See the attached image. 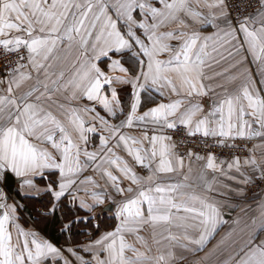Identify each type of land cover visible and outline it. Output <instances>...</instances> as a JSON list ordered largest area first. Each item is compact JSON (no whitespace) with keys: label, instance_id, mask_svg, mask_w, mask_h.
Segmentation results:
<instances>
[{"label":"snow or ice","instance_id":"6c2138e0","mask_svg":"<svg viewBox=\"0 0 264 264\" xmlns=\"http://www.w3.org/2000/svg\"><path fill=\"white\" fill-rule=\"evenodd\" d=\"M241 3L243 8L228 0H0V51L15 56L6 65L9 71L0 75V180L14 174L22 188L37 196L50 194L52 213L70 206L71 214L77 201L89 213L106 201L115 205L112 230L95 238L89 232L90 239L80 246L90 254L89 260L73 248H58L37 232L25 230L17 222V205L9 204L0 191V264L49 260L73 264L65 251L78 264H171L175 258L171 250L148 254L151 249L139 235L145 226L153 228L158 245L156 228L175 224L182 234L173 235L169 228L164 240L193 252L204 249L228 221L223 209L207 197L182 191L188 185L158 183L159 174L184 168L171 136L162 133L183 127L188 136L215 137L218 146L229 148V139H264V0ZM253 4L254 11L242 15ZM170 24L176 27L161 31ZM207 28L214 31L202 35ZM163 54L166 60L159 58ZM209 60L235 62L209 77L204 71L212 66ZM215 77L242 83L235 92L224 89L206 111L202 100L193 98L207 96L211 89L204 81ZM25 84L28 87L19 91ZM117 85L132 89L126 114ZM165 90L177 98L138 114L142 92L151 100L153 91L164 96ZM136 122L151 126L152 134L126 135L124 129ZM98 127L107 135H100L99 147L89 151V134ZM187 155L191 158L193 153ZM196 160L205 162L199 179L207 191L216 182L215 176L207 178V170L246 185L252 177L242 167L251 166L264 179V165L254 156L245 158L243 165L239 157L217 162L212 153L196 155ZM137 167L148 174H138ZM89 169L105 181L104 188L92 176H84ZM49 174H58L55 182ZM36 178L47 180L46 186L39 187ZM88 185L100 190L90 191ZM223 187L231 188L227 183ZM81 191L87 198L79 195ZM257 210L258 215L240 229L239 239L233 240L223 264H264V200ZM93 219H68L62 230L71 232L73 225ZM95 229L100 230L99 223ZM127 235L147 251L129 243ZM232 237L230 232L224 239Z\"/></svg>","mask_w":264,"mask_h":264},{"label":"crops","instance_id":"0c3cea01","mask_svg":"<svg viewBox=\"0 0 264 264\" xmlns=\"http://www.w3.org/2000/svg\"><path fill=\"white\" fill-rule=\"evenodd\" d=\"M205 11H207V10H205ZM215 11H219V10L217 9ZM175 27L176 26L174 24H170L166 28H162L161 31H171ZM193 27L195 28V27H199V26L194 25ZM213 31H214L213 29L207 28V29L202 30L201 34L202 35H211ZM170 43L175 45L178 42L177 41H170ZM211 43L212 42L209 41L210 46H211ZM213 55H215V54H213ZM159 58L166 60L168 58V56H167V54H163ZM216 58L218 59L219 57L217 56ZM235 59H239V57H236ZM234 62H235V60H222L219 64H215L212 62V60H209L208 63H210L212 66L206 67L204 69L205 75L209 76V77H213L214 73L220 72L223 69L228 68L229 65L231 63H234ZM138 70L139 69L137 68V71ZM253 71H255V69H253ZM232 74L235 75L237 73L235 70H233ZM257 79H259V78L257 77ZM28 83L30 84L31 82H28ZM204 83L206 86H208L211 89V91H209L208 95L203 97V98L194 97L193 101L195 102L196 100H202V102L205 105V109L207 111L208 105L211 103L212 99L222 97L224 94V89H227V91L229 93L235 92L236 90H238L240 84L242 83V79H237L233 82H228L224 77H215L213 79H206L204 81ZM218 85H224V88L222 89L220 87H217ZM27 87H28V84H25L24 87L22 89H20L19 91H23ZM18 94H19V92H18ZM142 94H145L144 98H142ZM141 98H142V107L138 110V114H142L144 111H147L148 108L155 106V104H157V103H160V102L168 103L171 100H175L177 97L170 95L169 92L167 90H165L164 96H160L158 93L153 91L151 94V100H149V96H148L147 92H142ZM127 110H126V112H127ZM102 115H103V113H102ZM123 118L124 117H122L121 119H123ZM85 119H88V118L85 117ZM114 122L119 123V120L114 121ZM125 130H127L126 132L129 133V136H135V137H140L144 131H148V134L151 135L152 131H153L151 126H148L147 128H145L144 125L139 124L138 122L134 123L132 128L124 129V131ZM166 130L167 129L163 130L162 134L167 135ZM100 135H98L97 136L98 138L95 140L97 145H99V143H100V140H99ZM213 138H215V137H213ZM238 140L248 142L247 154L244 157L239 158L241 165H243V161L245 158H250L252 156L255 157V159L257 160L258 163L264 165V139L259 138V137H254L252 139L236 138L235 140L229 139L227 141V143H233L234 141H238ZM171 143L174 144L172 139H171ZM88 150L90 151V144H89ZM174 152H175V149H174ZM175 154H176V152H175ZM196 155H200V154L193 153V156L191 158H189L188 155L186 154L183 157L184 158V168L182 170H178L177 172H174V173L159 174L158 183H160L162 185L176 184V183H182V184L188 185V187H186L182 191L189 193V194H195V195H198L201 197H207L210 202L216 203L219 207H221L223 209V216L228 221V223L220 225L218 227V230L214 234V236L205 245L204 249L202 251H197V252L186 250V249L180 247L179 244H177L175 242H169V241L163 239L164 236L168 235L167 229H169V228H170L171 233L173 235L179 236L182 234L183 229L177 228L175 226V224H173V225H161V226H158L156 228L155 231L157 234H156L155 239L161 241V243L159 245L154 242L153 228L152 227L145 226L143 228V230L139 233V235L144 238L148 247L151 249V252L148 253L151 256L157 255L158 249L164 253H167V251H169V250L174 252L175 258L172 260L171 264H223L224 260L227 259V257L229 256V254L231 253V251L233 249V246H234L233 240L239 239L240 229L243 228V226L246 223H250V217L252 215H258L257 204L261 200H264V191L260 192L258 194L249 195V194H247V192L245 190V187L247 184L245 185V184H238L234 181H225L224 177L221 176L219 173H212L210 170H207V178L211 181V180H213V177L215 176L216 182H214L212 184V190L207 191L202 186V181H200V179H199L201 171L204 170L203 165L205 162L196 160ZM200 156L206 157L207 155H200ZM221 160H227V159H218L217 158V162H219ZM231 160H227V161H231ZM189 164L191 167V172L188 171ZM224 167L227 168V165L225 164ZM242 171L246 175L252 177L251 182L260 176V173L254 171L251 166L242 167ZM137 172H138V174L145 175V176L148 174L146 170H145V174H143L140 170L139 171L137 170ZM11 175L16 180L15 189H18L22 195L30 196V197H40L42 195L41 194V195L37 196L34 194V190L29 189L27 187L22 188L21 187L22 182L19 180V178H16L14 176V174H11ZM185 175L188 176L187 180L184 179ZM233 175H238V174L235 173V171L233 170ZM84 176H92L93 179L96 180L97 183L101 186V188L105 187V181L100 178L99 174L94 173L91 169H89L87 172H85ZM81 178L83 179V176ZM39 180H40L39 178H36V182H37L38 186L41 188L45 187L48 181L45 180L46 182L42 183ZM224 183L229 184L231 186V188L223 187ZM127 185H128V182L125 181L124 186H127ZM87 187L89 188L90 191H99L100 190V189H93L91 185H88ZM15 189H14V191H15ZM235 189H243V192L241 193L239 191H236ZM4 193L8 197L7 202L9 204L15 203L17 205V216H18L17 222L25 230H32V231L37 232L39 237H41L43 239H47L49 242H51L54 246H56L58 248H61V249L73 248V249L77 250L78 255H83L85 259H89V260L91 259L90 254L83 253L80 250V246L83 245L84 243H86L90 239L89 235L81 237L76 242L75 241L74 242L65 241L66 243H64V244L56 243L43 230V227H40V224H41V226L45 224L44 220L42 221L37 216H32L31 208L28 207L24 203L22 204L21 202L14 200L11 197L12 195L9 194L6 191V189H5ZM220 193H223V194L221 195ZM79 195L85 196V193L83 191H81ZM112 195H115V193H112ZM85 198H87V197L85 196ZM118 199H119V197H118ZM89 202H91V201L89 200ZM188 204L191 206L192 201H188ZM108 205L112 206L111 212L109 210L104 211V209H103ZM196 206L198 207L199 205H196ZM76 207L78 209H80L78 201H77ZM80 210L84 211L83 209H80ZM103 211L108 213V217L113 218L112 213H114V211H115V205L110 204L108 201H106V203L104 205L98 206L95 209V212H98V213L103 212ZM36 212L39 213L41 217L42 216L46 217V216H49V214H50L48 211H45L41 206L36 207ZM84 212H86V211H84ZM88 214L91 215V213H89V212H88ZM180 215H188V214L180 213ZM87 216L91 217L89 215H87ZM78 217H81V216H78ZM81 218H83V217H81ZM237 219H239L240 223L239 224H233L232 222L234 220H237ZM65 223H67V221H64L61 223L62 225H61L60 231H63L64 234L66 235L68 233V231L62 230L63 225ZM176 223H178V222H176ZM189 223H191V221H189ZM77 230H78V232L84 233L87 229L85 230V227L82 226V227H79ZM109 230H112V229H109ZM104 231H106V230H102L96 236H92L91 238L98 237ZM87 232H89V231L87 230ZM230 232L233 233V237L231 239L225 240L224 238ZM66 237H68V234L66 235ZM127 240L129 243L134 244L137 248H140L141 251H147V249L141 248V245L136 243L135 237L133 235H127ZM222 240L224 241L223 243H221ZM218 244L220 245V247H219V249H216V246ZM63 254L66 257H68L70 260H72L73 264H78L75 257L71 256L67 251H65ZM128 255H131V253H128ZM48 264H51V260L48 261ZM60 264H63V262L61 261Z\"/></svg>","mask_w":264,"mask_h":264},{"label":"trees","instance_id":"16d2710c","mask_svg":"<svg viewBox=\"0 0 264 264\" xmlns=\"http://www.w3.org/2000/svg\"><path fill=\"white\" fill-rule=\"evenodd\" d=\"M123 105L126 107V102L123 103ZM50 180L55 182L57 178L56 175L49 174L48 177ZM42 183H45L46 181H41ZM14 200H17L21 202L22 204H26L28 207L31 208L32 210V216H37L40 218L42 221L44 220L45 224L40 227H43V230L51 237L52 240H54L56 243L64 244L66 243L65 241L68 242H76L78 241L81 237L89 235V232L92 233V236H96L98 233H100L102 230H109L112 229L115 225V220L112 217H108L107 212H100L98 214H95V216H92V214H88V212H84L77 207L72 209L71 214L68 212V207H58L55 213H52L50 211L51 207V196L50 194H42L40 197H30V196H25L22 195L18 189H15L13 195L11 196ZM65 204H67V201L65 199ZM41 206L45 211H48L50 214L49 216L46 217H41L39 213L36 212V207ZM91 216L95 217L96 219H93L91 223L89 224H84L81 223L79 225H73L71 232H68V237L64 234L63 231H60L61 228V223L64 221H67L68 219H73L75 220L78 216L85 217V216ZM99 223L100 224V230L96 231L95 225ZM85 227V230H87L82 233L78 232L79 227Z\"/></svg>","mask_w":264,"mask_h":264},{"label":"built area","instance_id":"2783aa9c","mask_svg":"<svg viewBox=\"0 0 264 264\" xmlns=\"http://www.w3.org/2000/svg\"><path fill=\"white\" fill-rule=\"evenodd\" d=\"M231 4H240L243 8V3L241 0H228ZM255 4L253 7L248 8L246 11L242 12V15H247L248 12L254 11ZM233 16H235V11H233ZM14 61V55H5L0 51V75L5 74L9 71L6 67L9 61ZM168 136H171L175 150L179 156H184L187 151H193L194 153L200 155H208L212 153L218 159L231 160L233 157H244L248 152V142L247 141H234L233 143H227L232 145V147H220L217 144V139L213 137H204L202 134H197L196 136H188L186 130L180 127L179 130H166ZM247 194L254 195L264 191V179L256 178L252 182L248 183L245 187ZM0 191L5 192L4 183L0 180Z\"/></svg>","mask_w":264,"mask_h":264},{"label":"rangeland","instance_id":"374dc122","mask_svg":"<svg viewBox=\"0 0 264 264\" xmlns=\"http://www.w3.org/2000/svg\"><path fill=\"white\" fill-rule=\"evenodd\" d=\"M126 67L128 66V65H125ZM117 87V90H118V92H119V94H120V98H121V102H122V104L124 103V102H126V107H125V110H127L128 108H129V106H130V103H131V93H132V89H131V86L130 85H117L116 86ZM130 96V97H129ZM145 97V94H142V98H144ZM86 103V102H85ZM127 112H125V114H126ZM102 114V113H101ZM122 118V117H121ZM127 130H125L124 132H125V134L126 135H129V133H127L126 132ZM107 135V133L106 132H102L100 129H99V127H98V130H97V132L96 133H90L89 135H90V137L92 138L91 139V142H90V151H94V150H96V148H98L99 147V145H97V143L95 142V140L98 138L97 136L98 135ZM175 152H176V150H175ZM189 151H187L186 152V154L188 153ZM191 152H193V151H191ZM194 153V152H193ZM120 155H125L123 152H120L119 153ZM176 154H177V152H176ZM185 154V155H186ZM178 155V154H177ZM184 155V156H185ZM179 156V155H178ZM184 156H182V157H184ZM137 170L139 171H141L143 174H145V170L144 169H140L139 167H137ZM102 211V210H101ZM91 214H92V216H95V214H98V212H91Z\"/></svg>","mask_w":264,"mask_h":264},{"label":"water","instance_id":"95a60500","mask_svg":"<svg viewBox=\"0 0 264 264\" xmlns=\"http://www.w3.org/2000/svg\"><path fill=\"white\" fill-rule=\"evenodd\" d=\"M3 183H4V187H5L6 191L9 194L13 195V192L15 189V183H16V180L14 179V177L11 174H9V178L7 179V181H3ZM103 209H104V211H107L109 209H112V206L108 205Z\"/></svg>","mask_w":264,"mask_h":264}]
</instances>
